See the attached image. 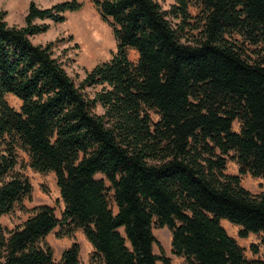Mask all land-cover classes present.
<instances>
[{
	"label": "trees",
	"instance_id": "trees-1",
	"mask_svg": "<svg viewBox=\"0 0 264 264\" xmlns=\"http://www.w3.org/2000/svg\"><path fill=\"white\" fill-rule=\"evenodd\" d=\"M91 1L117 50L80 86L54 42L31 37L49 28L36 20L63 22L82 2L31 1L24 26L0 12V217L32 193L21 152L55 174L65 205L61 218L41 204L22 206L29 215L12 229L0 223V264H79L78 241L55 262L46 237L56 228L81 230L98 264H172L154 234L165 226L186 264H264L221 222L264 245V189L241 184L264 176V0ZM86 86L100 88L90 98Z\"/></svg>",
	"mask_w": 264,
	"mask_h": 264
},
{
	"label": "rangeland",
	"instance_id": "rangeland-1",
	"mask_svg": "<svg viewBox=\"0 0 264 264\" xmlns=\"http://www.w3.org/2000/svg\"><path fill=\"white\" fill-rule=\"evenodd\" d=\"M35 1L40 7H50L55 3L65 0H0V12L5 13V19L9 24L24 26L25 18L28 12L29 4ZM83 3L80 10L75 12H67L66 19L63 22H55L51 19L44 21L36 20L38 23H45L49 28L45 32H41L32 36L35 44H47L54 42L53 49L55 54L61 58L69 75L75 83L80 86L87 73L98 63L107 61L117 50V43L114 38L112 28L101 19L100 14L95 8L91 0H79ZM165 9H169L175 0H158ZM192 12L196 13V9L192 8ZM132 60L138 58L135 50L129 51ZM94 86H86L83 90L88 97H93L97 89ZM9 103L19 109L21 101L13 95H8ZM98 111L101 108L98 107ZM155 118H158L154 114ZM240 124L234 123V129L239 130ZM21 169L30 179L32 184V193L30 198H25L20 206L9 214L0 217V223L8 229L14 228L16 225L24 221L31 208L48 204L55 208L56 215L61 218L65 205L62 201L59 188L56 183L55 174L39 173L28 165V157L23 152L20 153ZM227 172L232 174L239 173V167L235 160L228 159ZM241 184L253 193H259L264 189V176L254 177L247 173L241 176ZM24 206L27 210L23 209ZM116 209V208H115ZM227 231L234 236L237 241L245 248L248 259L264 257V245L262 243V234H249L248 237H240V227L234 224L227 226ZM59 228H56L47 237L46 241L54 250V260L58 262L61 259L62 252L69 247L73 241H78L81 245L80 263L79 264H98V261L92 260L91 245L87 242L85 235L81 230H77L74 238L67 236L59 237ZM157 239L161 242L164 253L171 256L172 264H186L180 259H176L171 253V232L164 228H155ZM258 249L255 254L253 247ZM155 251L161 253L158 246ZM159 264H162L159 262Z\"/></svg>",
	"mask_w": 264,
	"mask_h": 264
},
{
	"label": "crops",
	"instance_id": "crops-1",
	"mask_svg": "<svg viewBox=\"0 0 264 264\" xmlns=\"http://www.w3.org/2000/svg\"><path fill=\"white\" fill-rule=\"evenodd\" d=\"M222 224H223V226L225 227V228H227V226L229 225V224H231V222H229L227 219H223L222 221ZM238 227H240V226H238ZM164 228H166V229H168L166 226L165 227H163V228H161V229H164ZM169 230V229H168ZM155 234V236H156V233H154ZM252 234V233H251ZM87 242L89 243V244H87V245H91V243L87 240ZM93 249V246L91 245V250ZM154 250H155V247H154ZM93 251V250H92ZM156 252V251H155ZM157 253V252H156ZM172 256L173 257H175L176 259H180V260H182L183 262L185 261V259L184 258H182V257H176V256H174L173 254H172ZM169 257H171V256H169Z\"/></svg>",
	"mask_w": 264,
	"mask_h": 264
}]
</instances>
